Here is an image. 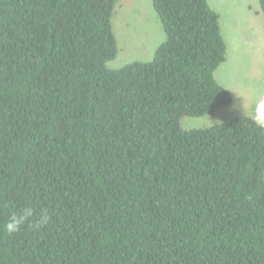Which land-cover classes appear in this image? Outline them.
Wrapping results in <instances>:
<instances>
[{
    "label": "trees",
    "instance_id": "obj_1",
    "mask_svg": "<svg viewBox=\"0 0 264 264\" xmlns=\"http://www.w3.org/2000/svg\"><path fill=\"white\" fill-rule=\"evenodd\" d=\"M116 4L0 0V264H264V129L180 126L231 103L219 14L151 0L163 41L111 69Z\"/></svg>",
    "mask_w": 264,
    "mask_h": 264
},
{
    "label": "rangeland",
    "instance_id": "obj_2",
    "mask_svg": "<svg viewBox=\"0 0 264 264\" xmlns=\"http://www.w3.org/2000/svg\"><path fill=\"white\" fill-rule=\"evenodd\" d=\"M220 16L226 42L225 60L214 71V79L231 95V103L211 114L184 116L182 129L217 125L239 116H251L253 106L264 94V17L256 0H208ZM117 54L106 63L115 69L133 60H150L164 39L151 0H117L112 17ZM244 104L238 110L234 105Z\"/></svg>",
    "mask_w": 264,
    "mask_h": 264
},
{
    "label": "clouds",
    "instance_id": "obj_3",
    "mask_svg": "<svg viewBox=\"0 0 264 264\" xmlns=\"http://www.w3.org/2000/svg\"><path fill=\"white\" fill-rule=\"evenodd\" d=\"M238 110L242 107L244 111V104L242 105H234ZM252 122L260 129H264V94H262L256 100L251 117ZM33 216V210L29 207L23 208L19 213L13 214L10 219L5 223L4 229L7 233H15L20 230V228L29 221ZM50 220V216L47 211H44L38 217V225H46Z\"/></svg>",
    "mask_w": 264,
    "mask_h": 264
}]
</instances>
